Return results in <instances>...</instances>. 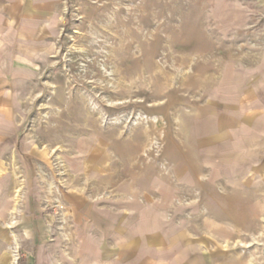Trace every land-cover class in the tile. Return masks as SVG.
Masks as SVG:
<instances>
[{
    "label": "rangeland",
    "instance_id": "rangeland-1",
    "mask_svg": "<svg viewBox=\"0 0 264 264\" xmlns=\"http://www.w3.org/2000/svg\"><path fill=\"white\" fill-rule=\"evenodd\" d=\"M59 2L7 68L0 250L136 203L264 264V0Z\"/></svg>",
    "mask_w": 264,
    "mask_h": 264
},
{
    "label": "crops",
    "instance_id": "crops-1",
    "mask_svg": "<svg viewBox=\"0 0 264 264\" xmlns=\"http://www.w3.org/2000/svg\"><path fill=\"white\" fill-rule=\"evenodd\" d=\"M59 3L0 0V131L12 126L7 68L20 57L23 41L39 29H49ZM77 210L78 218L69 219L67 232L55 244L40 245L34 234L15 235L10 253L0 250V264H235L227 231L216 243L214 237L168 217L161 205L135 203L123 211L86 206Z\"/></svg>",
    "mask_w": 264,
    "mask_h": 264
}]
</instances>
